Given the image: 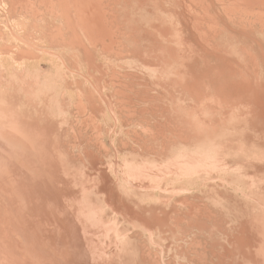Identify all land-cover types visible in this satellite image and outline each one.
<instances>
[{
	"label": "bare ground",
	"instance_id": "bare-ground-1",
	"mask_svg": "<svg viewBox=\"0 0 264 264\" xmlns=\"http://www.w3.org/2000/svg\"><path fill=\"white\" fill-rule=\"evenodd\" d=\"M39 1L0 0V214L8 224L5 240L10 249L23 254L31 264H168L167 260L170 264H198L200 254L207 257L209 251L214 252V241L197 235L201 226L193 221L182 227L175 217L174 212L196 202L198 194L188 193L187 185L203 188L204 193L212 191L219 180L235 190L257 191L264 199V131L251 127L262 122L250 103V97L257 96L264 111V80L256 77L263 73L264 29L255 26L264 22V0H242L227 6L228 10L236 9L235 13H247L254 19L246 27L247 34L241 36L253 61L242 66L253 75L246 83V95L243 92L242 97H234L242 103L233 102L234 110L223 112L217 126L214 75L226 72L220 64L208 60L214 55V48L203 47L204 62H183L186 52L192 49L184 30H179L174 38L175 51L183 58L170 63L165 54H160L156 62L138 64L139 77L150 84V89L165 87L174 78L189 86L194 94L188 105L166 96L169 100L164 98L150 109L142 108V115L147 111L155 117L147 119L142 130L133 129L131 133L137 137V148L145 149L144 155L155 150L156 160L136 154L132 140L133 143L125 140L123 147L119 145L127 150V156L119 157L115 139L120 119L110 78L104 79V68L95 88L80 87L82 96L77 97L75 104L70 101L71 94H61L57 62L68 53L54 47L52 17L65 15L68 20V31L61 33L60 42L76 43L80 49L78 57L85 64L98 67L93 50L87 47L85 51L79 26L86 28L87 35L92 31L90 26L114 30L118 15L145 12L182 24L179 18L186 12L182 0ZM27 9L32 15L24 14ZM71 15H78L79 23ZM106 15H113L115 21L109 23ZM217 15L223 13L218 11ZM221 22L228 25L224 19ZM221 22L215 27H221ZM42 39L48 40V47H43ZM42 62L48 66L46 71L42 70ZM70 62L76 69L80 67L71 57ZM234 62L238 66V60ZM250 65L253 70H249ZM203 83H207L206 89ZM242 86L244 91L245 83ZM222 89L233 90L228 86ZM74 108L89 109L88 119L94 126L103 119L114 122L108 127L116 155L111 166L95 156L86 168L69 166L71 159L54 138L56 129L64 128L62 119L57 117L64 118L63 114ZM137 115L127 113V118ZM106 128L99 130L105 132ZM99 136L97 133L95 138ZM62 137L66 142L64 131ZM146 139L154 141L148 143ZM17 159L22 160V165ZM88 169L101 175L91 177ZM175 195L180 199L173 207L171 200ZM251 213L254 220L248 221ZM245 215L246 222H239L234 229L229 224L222 225L220 230L228 237L236 232L232 259L238 256L244 264L258 243L262 244L263 254L255 264H264V208ZM246 243L250 244L247 248Z\"/></svg>",
	"mask_w": 264,
	"mask_h": 264
},
{
	"label": "rangeland",
	"instance_id": "rangeland-1",
	"mask_svg": "<svg viewBox=\"0 0 264 264\" xmlns=\"http://www.w3.org/2000/svg\"><path fill=\"white\" fill-rule=\"evenodd\" d=\"M31 1L40 2L39 0ZM171 1L175 3L177 0ZM236 1L242 0H182L184 8L182 9L186 11L185 15H181L179 18L182 24L176 23L164 16L146 15L147 12H145L142 13L143 15H118L116 21L113 15H106L109 17V23L115 21L114 30L90 26L91 29L89 30L92 31L87 35L86 28L79 26L77 29L81 33L79 34L80 37H83L81 39L85 44V51L87 47L93 50L96 63L99 65L98 67L89 66L85 64V60L78 57L77 51L80 49H78L79 45H76V43L63 44L60 42L59 37L61 33L63 34V32L68 31L65 29L68 20L65 15L53 16L54 26L51 27L50 31L55 36L54 47L58 51L65 50L68 53L62 60L57 62L60 71L58 86L61 89V94L65 92L71 94L72 99L70 101L72 104H75L78 101L77 97L82 96L80 87H84V89L88 87L95 88L96 81L101 76L100 71L104 68L106 71L104 79L108 80L110 78V90L117 102L116 109L120 119L119 124H117L119 133L115 139V144L120 149L119 157L127 156V150L121 148V146H124V141L128 140L130 142L132 140L134 142L131 141L134 146L133 148H137L139 146L136 141L137 137L131 132L133 129L142 130L143 126L155 117L154 114L147 111L145 116L142 115V108L146 109L148 107L150 109L161 103L162 99L167 98L166 96H170L184 105H188V102L194 99V94L189 89V86L176 82L174 78L170 79L168 85L165 87L155 86V89H150V84L145 79H142L141 76L139 77L140 73H138L141 63L151 64L152 62H156L160 54H165L166 61L170 63H176L180 58H183L176 54V42L174 38L177 31L184 30V37L187 39V42L189 41L188 43L192 50L186 52L183 62H204L203 54H205L204 51L206 50L203 47L210 50L214 48L212 50L214 51V55L208 60L213 63L217 62L226 72L221 74L217 72L214 75V121L215 126H217L220 117L223 116V112L234 110L232 106L233 102L242 103V101H237L234 97L236 95L242 97L243 92L246 95V83L248 84L253 75V72L248 71V68L243 69L244 66H242L246 62L252 63L253 61L249 55L250 50L247 53V43L241 39V36L247 34L246 27L248 28L252 25L254 19L252 20L253 17L250 18L247 13L238 11L235 13L236 9L232 11L231 9L228 10L227 6H234ZM218 11H221L223 15H217ZM28 13V9L24 11L25 15H32ZM72 18L79 23L78 15L76 17L72 16ZM223 19L227 21L228 25L221 22ZM40 21L43 20L41 19ZM217 22H221V27H215L218 24ZM164 25L166 29H164ZM255 26H261L260 28L264 29V22L262 25L256 24ZM217 29L220 32L216 31ZM161 40L165 41L164 45L161 44ZM75 41L79 40L75 39ZM42 44L44 48L49 46L48 40L44 41L42 39ZM70 57L80 63L79 68L76 69L73 66L70 62ZM234 59L238 60V66L241 65L242 68L235 64ZM208 60L206 61L208 62ZM42 63V70L46 71L48 66L44 62ZM261 65L263 66V73L256 74V77L264 80V64ZM248 67L249 70H253L252 65ZM256 70L259 69L257 68ZM244 83L245 89L243 91L242 85ZM205 84L207 85V83ZM205 84L203 83L204 89L207 88ZM222 86L231 87L233 90L228 92L223 90ZM102 99L99 98L100 101ZM250 103L251 106L256 107L255 113L262 122L261 124H251V127L254 125L259 130L264 131V111L261 109L260 99L255 95L251 96ZM184 105L182 106L185 108ZM236 111H241V109L237 108ZM89 112V109L79 111L77 108H74L63 114L64 118L58 116L57 119H62L64 128L58 127L56 129L54 140L60 150L67 153L68 158L71 159H68L72 163L69 166L74 165L77 167L80 165L84 168L91 166L92 156H95L101 163L111 166L116 155L114 146L112 145V137L108 133V127L115 124L113 121L103 119L98 122L99 126H94L88 119ZM133 112H137L138 115L136 117L132 116L133 118H127V113ZM57 114L59 115L60 113ZM239 116L241 117V115ZM94 127H97L98 131ZM101 127H107L106 131L100 132L99 128L101 129ZM63 131L66 136V142L62 137ZM96 132L98 136L100 134L99 138H95L97 137ZM101 133L103 136H101ZM75 135L78 136L75 137ZM230 137L231 140L235 139L233 135ZM145 141L152 143L154 140L146 139ZM18 142L20 143V141ZM97 142L100 143V146H97ZM256 150L260 152L261 148L257 147ZM135 151L142 158L157 159L155 150L149 155H144V148H137ZM129 152L131 151L129 150ZM17 161L22 165V160L17 159ZM88 173L91 177L101 175V172L97 173L95 169H88ZM261 177L263 178L264 174ZM185 189L190 194H198L195 197L196 202L193 204L189 203L186 206L181 204L185 207L183 206L184 209L181 211L174 212L175 217L178 218L182 227L193 221L196 223V226H201L197 235L214 241V252L209 251L208 254L210 253V255L207 257V254H200L198 264H241L238 256L232 259V246H237V241L233 239L236 232L233 231L231 237H228L220 230V227L229 224V228L234 229L239 222L253 221L252 213L247 220L245 214L256 211L259 207L264 208V199L260 198L257 191L245 190L243 192L244 189L235 190L234 187L224 185L219 180L214 183L210 192L203 193V188L190 185H187ZM177 199H180L177 195L172 198L173 207L177 205ZM23 200L25 201L26 198ZM0 209L3 210V206H0ZM41 216L44 215L41 214ZM7 230L8 224L3 220V215L0 214V264H31L27 262V258L24 259L23 254L10 249L8 241L5 240L7 239ZM138 238L139 236L136 237L135 243ZM141 241L142 238L140 237V243L142 244ZM255 245V251L247 254L244 264H255L258 257L263 254L262 244L257 243ZM248 246L250 244L246 243V248ZM252 254L253 258L251 257ZM166 263L170 264L168 260ZM156 264L163 263L158 262ZM173 264H176V262Z\"/></svg>",
	"mask_w": 264,
	"mask_h": 264
}]
</instances>
